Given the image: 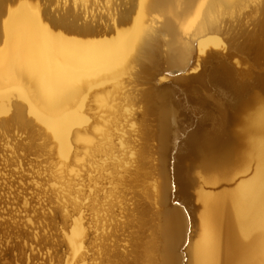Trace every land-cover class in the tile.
<instances>
[{"label":"bare ground","instance_id":"obj_1","mask_svg":"<svg viewBox=\"0 0 264 264\" xmlns=\"http://www.w3.org/2000/svg\"><path fill=\"white\" fill-rule=\"evenodd\" d=\"M249 1L134 0L96 28L0 0V124H36L54 145L68 220L57 264H264V71L236 80L211 63L190 76L225 51L218 24ZM255 27L226 39L231 55L264 57V20ZM126 76L147 88L125 91Z\"/></svg>","mask_w":264,"mask_h":264},{"label":"rangeland","instance_id":"obj_2","mask_svg":"<svg viewBox=\"0 0 264 264\" xmlns=\"http://www.w3.org/2000/svg\"><path fill=\"white\" fill-rule=\"evenodd\" d=\"M14 1L6 0L5 8L12 6ZM34 1L42 11L48 9L56 17L69 13L71 20L74 18L72 16L76 17L75 23L78 26L88 23L96 28L104 25L109 11L121 8L124 4L128 8L135 4L134 0H91L87 4L75 0ZM262 3V0L245 2L223 15L218 25L224 42V53L230 51L226 39L231 38L240 43L243 42L241 35L258 29L255 27L258 20H264V15L259 11ZM2 22L1 17L0 34ZM232 63L238 68L264 71V57L254 61L252 57L233 54ZM122 87L125 91L138 94L147 88V84L126 76ZM142 106L137 103L132 107L135 116L141 120L144 119ZM152 119L145 117V124H154ZM194 126L192 122L182 125L179 135L185 136ZM183 138L176 142L180 143ZM151 144L155 151L157 143ZM174 152L169 153L166 169L168 176L171 154ZM154 154L158 158L156 152ZM58 168L54 145L42 135L36 124L31 123L27 129L21 128L14 121L0 124V264H57V254L67 246L64 233L68 226V220L58 211L61 202L52 188L54 182L51 179L57 175ZM199 172L204 175L195 162L191 166V174L196 183L199 181ZM168 186L174 191L172 187L176 185L168 182ZM192 192L194 194L196 188Z\"/></svg>","mask_w":264,"mask_h":264},{"label":"water","instance_id":"obj_3","mask_svg":"<svg viewBox=\"0 0 264 264\" xmlns=\"http://www.w3.org/2000/svg\"><path fill=\"white\" fill-rule=\"evenodd\" d=\"M230 51H231V48H230ZM230 51L228 53H223V52L215 51V50L209 51L208 52L209 57H205L203 59V62L201 63L202 66H201L200 71L197 74H193L190 76L202 78L207 74V71L209 69V66H211L210 65L211 63H216V64L221 63V64H225V66L227 67L228 71L233 76V78H235L236 80H240L241 79L240 77L242 75L247 74V72H249V70H246L243 68H238L235 64H233L232 63V55L230 54ZM194 79H196V78H194ZM196 80H198V79H196ZM170 84H171V81L164 82V83L158 84L157 88H163V87L168 88V86H170ZM188 133L185 134L184 138L179 143V146H178V148H177V150L173 156V160H172L173 161V168H174V171L176 173L179 172V156H180V150H181L180 146H181V143L186 138Z\"/></svg>","mask_w":264,"mask_h":264}]
</instances>
